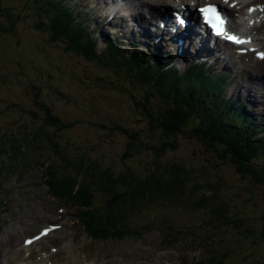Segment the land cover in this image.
<instances>
[{
  "label": "trees",
  "instance_id": "16d2710c",
  "mask_svg": "<svg viewBox=\"0 0 264 264\" xmlns=\"http://www.w3.org/2000/svg\"><path fill=\"white\" fill-rule=\"evenodd\" d=\"M12 15L14 17L0 8V42L4 40L3 45L2 43L0 45V62L8 61L6 54L13 50L16 52V60L12 62H17L22 70L29 69L30 61H38L41 55L49 53L50 48L44 49L45 37H37L28 25L25 29L22 24L17 26L11 24L10 27L8 24L10 21H6L10 18L14 19L15 15ZM29 16L33 24L44 28L42 32L51 42L48 46L59 49L65 47L78 56L91 60V63L94 62L97 67L102 65L100 67L109 70L108 73L115 78H112L111 84L108 81V85L104 86V79L101 78L94 79L93 83L100 82L104 87L110 85L109 89L115 93L110 97L116 107L122 103L125 106L130 96L129 101H134L136 108L140 107L139 110L143 111L142 117L150 118L153 130L165 132L162 133L163 137H169L167 133L175 134L188 129L190 130L188 134L194 135L205 145L213 148L216 154L220 152L221 159L231 158L234 163H240L242 172L251 171L250 178L254 182L264 184V139L254 135V129L248 127V123L241 119L239 113L228 114L226 110L220 108V102L214 101L212 97L213 90L208 78L200 74L193 75L196 79L191 75L180 78L176 71L164 73L162 66H151L145 60H137L128 65L120 61L105 60L103 56L94 52L83 38L78 37L69 24L65 26L59 20L54 25L53 21L50 22L41 15L38 17L33 12H30ZM8 27L10 28L7 30ZM54 27L58 32L55 33L56 37L53 35L52 38L48 32L49 28L54 30ZM19 46L20 49L26 50L25 54L19 52ZM33 71L35 74L33 77L40 75L41 82H48V77L40 74L39 66ZM34 88L40 90L39 86ZM136 88L138 93L145 95L138 94L134 99L135 94L130 93L129 90ZM64 94L61 93L62 97H67V94ZM36 96L38 97V94ZM24 99L25 97H22L21 103ZM153 102L157 104L155 107L152 105ZM36 105L42 110L39 117L30 115L29 121L17 118L15 119L17 124H11L0 132V155L6 154L19 160L22 153H34L30 154V158L24 163L27 167L31 164L32 168L41 164L38 162L40 158L42 159V155L47 156L49 160L46 157L40 168L48 177L53 192L61 197L66 196L69 202L87 208L80 211L79 219L93 235L107 236L106 238H110L111 235H114V238L123 237L126 232L138 228L131 225L132 222L138 223V213L143 215L148 208H166L168 205L187 203L188 208L210 215V220L230 231V235L239 234L242 237L241 241H245V247L249 243L250 255L246 254V248H237L240 256L235 258L238 264H254L261 257L262 260L264 259V227L257 229L251 224L257 212L243 208H240V212H235L231 208V203L237 198L247 201L249 198L242 195L243 191H236L238 189L235 190L234 187L229 189V193L227 187L230 186L219 178L220 175L217 176L213 165L211 169L216 172V177L211 182L206 177L207 181H198L202 175L198 174L197 170L203 166L202 164L197 169L185 166L184 162L169 161L164 162L163 165H154L152 158L141 163L140 169L144 173H134L130 168L118 171L117 164L113 161H109V165L104 166L99 162L98 157L90 154L89 139L92 133H83V131L95 130V127L103 130L109 128L110 132L120 133L130 138V142H139L142 146L138 133L131 132L130 128L128 130L121 124H113L112 128L106 122H91L89 117L94 113L90 111L89 104L84 100L78 101L75 109L70 108L63 115L61 112L55 114L48 104L38 102ZM106 110L111 111L110 108ZM107 118L111 117L106 116ZM76 125L82 126L81 131L69 133V130ZM5 142L7 148L4 147ZM159 143L163 145L160 139ZM155 145L157 144L150 142L151 150L155 149ZM146 146L148 148L149 145ZM41 148H46L48 151L40 152ZM38 152L43 154L39 153L37 157ZM122 154L120 159L123 162L129 160L125 158L128 152ZM73 174L77 180H80L77 181L78 185L71 179ZM94 190L109 197L106 206L94 205L95 196L99 195L95 194ZM251 194L254 196V201L263 198L258 188L256 193ZM184 200L187 202H183ZM201 202L205 204L202 205ZM253 208L259 211L256 204ZM117 219L121 221L120 227H112L110 230V221ZM235 250L233 249L232 252Z\"/></svg>",
  "mask_w": 264,
  "mask_h": 264
},
{
  "label": "rangeland",
  "instance_id": "374dc122",
  "mask_svg": "<svg viewBox=\"0 0 264 264\" xmlns=\"http://www.w3.org/2000/svg\"><path fill=\"white\" fill-rule=\"evenodd\" d=\"M27 18L28 21H30V18L27 15H24L22 18H14L8 21H11L12 25H18V24H26V21L24 19ZM29 25V24H26ZM21 27V26H20ZM30 30L34 31L35 35L37 37H40V32L37 30H34L33 28H30ZM5 38V37H4ZM4 41V40H3ZM3 41L0 42V45ZM16 47V46H15ZM17 48V47H16ZM20 49V46H19ZM20 53L25 54L26 50L20 49ZM6 57L8 58V61L12 62L16 57V52L13 50H10L7 52ZM73 61L70 65L72 67H68L66 62V57L63 55H60V52L53 51L50 52L48 55H42L41 58H39L38 61H30L29 63V69L24 68L23 71L19 69L18 63L15 62L12 65H7V67L10 68V70L14 69L16 73L15 76H19L20 81L17 83L15 76L12 78L13 82H16L15 85H10L9 82L7 83L4 88L0 91V99L2 100L0 103V107H8V112L1 111L0 113V132L5 128L8 127L11 124H17V121L15 119L20 118V120L24 119L29 121L30 115H36L39 117L42 114V110L36 105L38 102H42L45 104H48L52 110L55 112V114H59V112L65 114L68 109H75L77 106V102L79 100V91L86 90L85 96L88 97V100L85 99L83 96L82 98L84 101H86L89 104L90 111L94 114L90 116L91 122H106L109 124L108 126H111L113 128V124H121L123 127H127L132 129L135 132H138L140 135V139L142 143V146L139 145V142H130L128 137L116 133V132H110L109 128H105L104 130L101 128H96L95 130H84L83 133H92L90 136H92L89 139V147H90V154L94 157H98L99 162L103 164L104 166L109 165V161H113V163H116L117 170H122L123 168H130L132 172H140L141 171V163H143L146 159L152 158V162H154V165L159 164L163 165L164 162H184L185 166L187 167H195L196 169L199 168V166L202 164L197 172L198 174H201L202 177H200V180L198 181H207L205 177L208 179L209 182L213 181L215 179V171L211 169V166L213 165L217 171V176L220 175V179L224 180V183L226 182L230 187H227L229 193V189H238L236 191H243L242 195H244L247 199L249 198V201L244 199L237 198L236 201H233L231 203V208L235 212H240V208H243L244 210H251L253 212H257L255 215L253 224L257 229L264 227V184L254 182L249 174H252L251 171L248 172H242V169L240 167V163H234L231 158H224L221 159L220 152L216 154L213 148L209 147L208 145H205L202 141L197 139L194 135L188 134L190 133V130L187 132H171L175 134L167 133V136L169 137H163L161 130H153V127L151 123L146 122V120L142 117V114L139 110V108H136L134 105V101H128L126 105H122L117 107L115 106L114 101L110 97L112 94L111 90L108 86L104 87L105 85H108V81L110 84L112 83L114 78L112 74L105 73L101 69H98L96 66H94L92 63L87 62L85 59L75 58L73 56L69 57ZM63 60L64 65L61 67L59 65L57 67V64L55 61L57 60ZM69 61V62H70ZM77 62V63H75ZM39 66L41 68V73L48 77V82L44 83L40 81L41 76L33 77L32 73L33 70L36 69V67ZM6 67H3L5 69ZM1 71L2 68L0 66V85L1 83ZM49 72V73H48ZM22 74V76H21ZM29 78H31L29 80ZM85 78V79H84ZM104 79L103 85L99 82L96 86L93 88H88L87 84H85L86 81L93 82L94 79ZM115 79V78H114ZM27 80V81H26ZM33 82V84H29ZM124 85V84H123ZM34 86H39L40 90H36ZM87 86V87H86ZM88 88V89H87ZM130 93L135 94V98H137L138 94L143 95L144 93H138V89L136 88L129 90ZM135 92V93H134ZM38 94V97H35V94ZM61 93L67 94V97H62ZM137 94V95H136ZM22 97H25V99L21 103ZM80 97V99L82 100ZM130 100V99H129ZM90 103H92L90 105ZM152 105L155 107L157 104L155 102L152 103ZM251 107V104L248 105ZM107 108H110L111 111L106 110ZM255 112H257V109H254ZM80 116V115H79ZM106 116H110L111 118H107ZM85 117V116H81ZM44 119L43 117H40ZM111 121V122H109ZM114 122V123H113ZM48 130V128H44ZM82 129L81 125H76L73 129L69 130V133H78ZM45 131V130H44ZM40 133H38L39 135ZM51 135V133H50ZM159 139L163 141V145L161 143L158 144ZM143 140V141H142ZM8 142V141H7ZM150 142L156 143L155 149L151 150L150 148ZM6 143V142H5ZM149 145L148 148L146 145ZM4 147L7 148V143L4 144ZM10 147V146H9ZM146 147V148H145ZM153 147V146H151ZM162 148V149H161ZM163 150V153H162ZM47 152L48 150L46 148H41L40 152ZM38 152V153H40ZM128 152V156L125 158H130L129 160L123 162L122 153ZM158 154V155H155ZM133 155V156H132ZM132 158V160H131ZM8 169L12 168L11 163L12 161L5 162ZM262 163V162H258ZM18 164V163H14ZM218 164V165H216ZM205 165V166H204ZM206 167V168H203ZM19 166L14 168L15 170H18ZM139 168V169H138ZM0 176L5 171V166L0 168ZM15 170H13L15 172ZM23 172V171H22ZM11 174V173H10ZM40 174L39 172L36 173V170L29 171L23 182L19 184V186L22 189H26L29 187H33L34 184L39 180ZM77 177L73 174L72 180L79 182L80 180L76 179ZM71 182L73 183V181ZM4 180H0L1 184H4L8 188L16 189V183H15V176H10V178L3 182ZM3 182V183H2ZM0 184V197L2 192ZM187 186V185H186ZM192 188L193 185H192ZM258 188V191L260 194L263 195L262 199H257L254 201V196L251 194L253 192L256 193V189ZM224 191V190H223ZM12 198H16L15 194H12ZM254 201V203H252ZM97 204L101 203L105 204V198H97L96 199ZM183 202H187L184 200ZM256 202V203H255ZM190 203V202H189ZM228 203V201H227ZM16 205H25V201L18 198L15 202ZM202 205H204V202H201ZM257 205V208L259 211L254 209V205ZM187 203L185 205H168L166 208H158V209H147L145 212H143V215L138 213V223L135 224L138 226V229H147V223H153V230L146 235L143 236L142 240L137 239H125L118 243H103V244H95V250L97 252H102V255H106L104 253H107V256H109L112 260H115L117 258H130L125 257L123 254V250L127 249L130 252H133V256L140 257L144 256V254H149L151 252V249H147L148 246L150 248H156L159 243L161 242V237L163 238L164 232L161 231V228L164 227V225H172L173 229H176V224L180 226L178 223L190 224L194 223V225H197V228L204 227L206 228V223L204 218L206 217L205 214L202 213V211L198 210L199 212L197 214L191 213L186 207ZM40 208L37 209H29V213L34 214L37 216V214L40 211ZM243 210V211H244ZM192 217V218H191ZM239 217V214H238ZM191 218V219H190ZM120 220H114L110 221V230L113 228H118ZM191 225V224H190ZM168 230V229H166ZM152 234L158 235V237H153ZM207 236V233H205ZM202 237H204V234H202ZM210 237V243L213 249H222L228 251V254L230 253V250L233 247H239L241 244H245V241H241L242 237H240L239 234L236 235H229V234H223L222 230L216 231L215 236L209 235ZM140 238V237H139ZM89 243L92 244L91 241ZM199 246L197 242H195ZM248 245L246 246V254L250 255V251L248 250ZM263 246V245H262ZM202 251V247H199ZM147 252L142 253V251ZM137 251V252H136ZM136 252V253H134ZM219 253L221 254L220 250ZM264 253V251H263ZM220 254H216V258L214 261L210 264H219V256ZM236 254V252L234 253ZM118 255V256H116ZM218 255V256H217ZM215 256V253L213 254ZM262 260V257L260 258ZM224 260L220 263L223 264ZM262 261L259 262V264ZM258 264V263H257ZM264 264V262L262 263Z\"/></svg>",
  "mask_w": 264,
  "mask_h": 264
},
{
  "label": "bare ground",
  "instance_id": "6f19581e",
  "mask_svg": "<svg viewBox=\"0 0 264 264\" xmlns=\"http://www.w3.org/2000/svg\"><path fill=\"white\" fill-rule=\"evenodd\" d=\"M183 39H186V38H183ZM186 42H187L186 45H190L191 44L190 41H186ZM181 54L183 56H186V52L184 51V48L182 49ZM105 58L108 61H110V59H108L107 57H105ZM250 68H252V69H250L251 70V75L248 74L247 71H246L244 76H243V82H241V80H240L241 77H239L237 79L238 81H236L239 84H245L247 86V89H248L247 97L249 96V93H250V91L252 90L253 87H260L259 84H263L264 85V81L260 80V79L264 78V66H263V64L261 65L260 68H257V69H253V67H251V66H250ZM258 76L261 77V78L257 79ZM261 89H263V87ZM259 93H260L261 97L255 96V98L257 100H260V99L264 98V93L261 92V91ZM262 100L264 101V99H262ZM260 102H261V100H260ZM244 110H245V107H242V113H244ZM10 229H11V232L13 233L12 235L15 236V234H14L15 233V227H11ZM0 230H2L1 227H0ZM8 242L12 243V241L10 239V236L7 239L4 240L3 247L7 246ZM1 245H2V242L0 241V247H1ZM124 253H126V252H124ZM1 259H3V257L1 256V253H0V264H7L5 261H2Z\"/></svg>",
  "mask_w": 264,
  "mask_h": 264
},
{
  "label": "snow or ice",
  "instance_id": "6c2138e0",
  "mask_svg": "<svg viewBox=\"0 0 264 264\" xmlns=\"http://www.w3.org/2000/svg\"><path fill=\"white\" fill-rule=\"evenodd\" d=\"M201 11L205 12L206 14L211 13L212 18L217 21V23L214 25V27L217 28V34L218 35H225L226 38H228V39H230L233 42L238 43V44L248 42V41H242L238 37H235L234 35L229 36V35H227V33L224 32V30H223L224 21L219 18V15H218L215 7L209 6L207 8L201 9ZM250 11H253V10L250 9ZM259 58L264 59V53L259 54Z\"/></svg>",
  "mask_w": 264,
  "mask_h": 264
},
{
  "label": "water",
  "instance_id": "95a60500",
  "mask_svg": "<svg viewBox=\"0 0 264 264\" xmlns=\"http://www.w3.org/2000/svg\"><path fill=\"white\" fill-rule=\"evenodd\" d=\"M45 157H47V156H45ZM47 160H49L48 157H47Z\"/></svg>",
  "mask_w": 264,
  "mask_h": 264
}]
</instances>
